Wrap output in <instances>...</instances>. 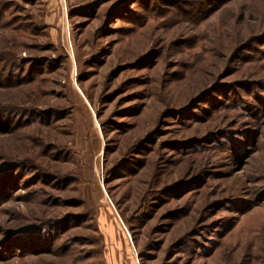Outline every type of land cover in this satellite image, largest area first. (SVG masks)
Segmentation results:
<instances>
[{"label":"rangeland","instance_id":"rangeland-1","mask_svg":"<svg viewBox=\"0 0 264 264\" xmlns=\"http://www.w3.org/2000/svg\"><path fill=\"white\" fill-rule=\"evenodd\" d=\"M0 264H264V0H0Z\"/></svg>","mask_w":264,"mask_h":264}]
</instances>
